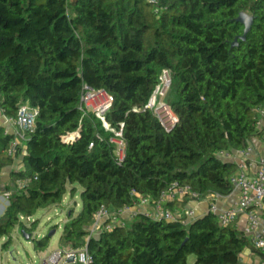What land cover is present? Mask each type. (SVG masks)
Instances as JSON below:
<instances>
[{"label": "trees", "instance_id": "16d2710c", "mask_svg": "<svg viewBox=\"0 0 264 264\" xmlns=\"http://www.w3.org/2000/svg\"><path fill=\"white\" fill-rule=\"evenodd\" d=\"M241 14L253 20L245 40ZM164 70L172 73L167 102L179 119L170 133L144 111ZM84 87L114 99L107 120L123 130L121 165L110 135L79 111ZM24 104L38 118L17 155L22 169L12 174L13 186L26 187L0 189L12 191L0 217L6 250L17 228L37 231L38 221L27 227L23 218L60 206L76 186L82 209L69 217L60 244L87 246L90 264H189L190 257L194 264H240L252 247L210 214L189 226L140 216L99 236L88 229L102 207L133 206L132 190L154 201L174 183L202 199L232 195L237 167L221 153L244 150L262 134L264 0H0V112L14 120ZM12 139L0 125V187L17 160L6 155ZM49 242L36 238V251Z\"/></svg>", "mask_w": 264, "mask_h": 264}, {"label": "built area", "instance_id": "2783aa9c", "mask_svg": "<svg viewBox=\"0 0 264 264\" xmlns=\"http://www.w3.org/2000/svg\"><path fill=\"white\" fill-rule=\"evenodd\" d=\"M172 78L171 71L164 70L162 72L160 83L144 108V111L150 112L157 119L163 130L168 133L179 122L177 115L167 102V97L172 87ZM113 104V97L106 92H96L84 87L79 111L83 117L93 115L101 124L104 133L110 135L108 142L113 147L114 160L117 165H121L127 155V145L124 140L123 130L113 128L107 120ZM257 116V129L262 133L258 138L263 144L261 153L259 155L255 153L252 143L248 148L234 154L221 153L224 159L231 160L237 167L236 173L230 180L233 186L232 195L237 194V200L232 207L221 209L218 206V200L227 197L210 195L202 199L190 186L179 183H174L161 192L156 201L132 190L130 195L134 201L133 206L121 209L102 207L94 215L93 223L90 226L92 230H88L89 237L109 233L117 228L125 229L140 216L152 221L178 222L184 226H189L196 220L194 211L188 210L185 213H178L170 207L185 201L188 203L208 201L209 209L207 215L210 214L215 217L222 228L237 227L239 219L241 217L246 218L250 244L261 255V264H264V227L262 226V221L264 220V107L257 109ZM37 118L38 111L33 110L28 104H24L19 108L17 117L14 120L6 118L0 112V122H4V124L0 125L3 126L5 135L13 137L6 151L8 157L14 160L17 159L19 149L24 146L29 135L35 131ZM77 136H79V133L68 137L66 142L71 143ZM97 137L102 139L101 134H98ZM93 148L94 144H91L90 150ZM237 158L240 161H237ZM26 185L27 182L18 181L12 191H21ZM12 191L6 192L0 197V212L2 214L9 206ZM27 220L32 221V219ZM71 260L73 264H90L92 257L87 246L78 250L65 246L43 259L41 264L69 263Z\"/></svg>", "mask_w": 264, "mask_h": 264}, {"label": "rangeland", "instance_id": "374dc122", "mask_svg": "<svg viewBox=\"0 0 264 264\" xmlns=\"http://www.w3.org/2000/svg\"><path fill=\"white\" fill-rule=\"evenodd\" d=\"M75 188L76 193L74 196H71L73 188H68V194L64 197V200L67 197V201L62 206L51 207L38 211V213L33 217L32 221H38L39 227L35 233L31 234L32 237L30 242L24 238L20 228H17L13 233L11 238L12 246L9 250L4 248V246L7 244V240L0 241V264H41L43 257L51 256L52 253L59 248V245L61 247L60 249L65 247L60 244L64 226L69 222V217L71 214H74V217H76L82 209L81 194L83 190L80 186H76ZM5 193V191L1 192L0 197ZM1 214L2 213L0 212V217L3 215ZM22 221L27 227H30L32 222L25 218H23ZM53 231H55V235L52 239H50L46 250L37 252L35 249L34 240L36 238L41 239L48 237V235ZM60 264L68 263L62 262Z\"/></svg>", "mask_w": 264, "mask_h": 264}, {"label": "crops", "instance_id": "0c3cea01", "mask_svg": "<svg viewBox=\"0 0 264 264\" xmlns=\"http://www.w3.org/2000/svg\"><path fill=\"white\" fill-rule=\"evenodd\" d=\"M0 124H4V122L2 121V122H0ZM252 145H253V148L255 149V153H257V155H259L263 149V144L257 138V139L253 140ZM237 161H240V159L237 158ZM20 169H22V159L18 158L15 161L14 166L12 168H8V169H5L3 171L2 176H1V187H0L1 190L5 189L7 187H10V188L12 187V190L14 189V186L12 184V174H13V171L20 170ZM4 175H5V177H4ZM70 188H73V187H70ZM66 199H67V197H66ZM66 199L63 201V203L60 206H62L63 204L66 203V201H67ZM236 200H237V194H234V195L229 196L227 198H222V199L218 200L217 204L221 209H226V208L228 209V208L233 206V204L236 202ZM170 208L172 210H174L175 212H178V213H185L188 210H193L195 215H196V219H200V218L207 216L208 209H209V202L208 201H201L199 203H188L187 201H185L181 204L180 203L174 204ZM262 226L264 227V220L262 221ZM236 228L238 229V231L244 233L245 236L248 238V240L250 239V235L247 233L246 218L245 217H241L239 219ZM88 230H92V228L90 227ZM60 248L61 247L59 245L58 249H60ZM56 251H54V252H56ZM46 257L47 256H44L43 259H45ZM194 263H195V258L190 257L189 258V264H194ZM68 264H73V262H69ZM240 264H261V255L257 251H255V249L253 247L247 248L241 255Z\"/></svg>", "mask_w": 264, "mask_h": 264}, {"label": "water", "instance_id": "95a60500", "mask_svg": "<svg viewBox=\"0 0 264 264\" xmlns=\"http://www.w3.org/2000/svg\"><path fill=\"white\" fill-rule=\"evenodd\" d=\"M237 22L240 23L242 26L245 27L244 35H243V37H242V40H245L246 37H247V35H248V33H249L250 30H251V26H252V24H253V20H252V18L249 17L248 15H246V14H241V15L239 16ZM236 44H237V43H235L234 45H236ZM70 216H71V215H70ZM199 220H201V219H196V220L193 221L191 224H194L195 222H197V221H199ZM54 235H55V231H53L52 233H50V234L48 235L47 238L50 240V239L53 238ZM23 236H24V238H25L28 242L31 241V240H30L31 237H32L31 234H27V233L24 232V233H23ZM70 262H72V260H71Z\"/></svg>", "mask_w": 264, "mask_h": 264}]
</instances>
